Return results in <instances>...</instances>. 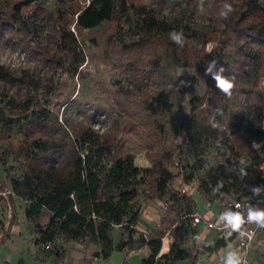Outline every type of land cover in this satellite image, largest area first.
<instances>
[{
	"label": "rangeland",
	"instance_id": "rangeland-1",
	"mask_svg": "<svg viewBox=\"0 0 264 264\" xmlns=\"http://www.w3.org/2000/svg\"><path fill=\"white\" fill-rule=\"evenodd\" d=\"M20 1L24 0H0V22L10 18L13 6ZM88 1L36 0L22 6V16L34 24V34L19 24L13 31L0 24V66L17 77L27 73L30 79L27 84L0 80V100L21 103L31 99L47 108L51 112L50 139L64 138L55 123L58 119L69 135V124L77 129L92 126L120 151L132 153L135 166L149 170L140 186L137 199L140 208L155 192L153 171L163 164L178 174L168 195L154 199L166 216L173 213V208L165 210L164 207L175 189L186 195L187 209H209L208 197L198 191L201 179L232 154L242 159L249 156L251 148L247 138L238 130L258 126L264 111V54L257 43L240 39L237 33L225 35L224 25L238 17L235 6L241 1L248 9L252 8L243 26L261 27L264 0H166L165 3L145 0L148 5L160 7L162 19L188 36L181 52L175 53L169 46L171 39L165 36H162L163 42L157 36L159 41L147 46L141 40L144 47L128 51L112 37L116 24L106 22L94 29L82 30L86 59L74 75L76 64L72 60L64 68H57L45 60V54L61 56L57 52L55 26L58 10L62 8L70 14L77 4L84 7ZM226 2L234 11L222 18L219 13ZM70 29L75 30L73 23ZM225 36L228 44L218 48L221 49L219 69L213 71L209 56L217 46H222L220 42ZM180 61H187L189 66L181 67ZM218 76L233 81L229 92L217 86ZM162 94L169 100L167 108L157 103V97ZM198 105V111L190 116L192 108ZM181 129H184V142ZM226 139L231 146L226 145ZM27 143L19 133L0 134V182L3 184L0 242L11 225L26 219L34 241L43 251L47 255H60L67 242L51 243V249L45 250L47 243L38 240L37 227L45 226L49 220L45 211L30 214L28 204L16 196L10 199L11 181L21 180L27 173L23 156ZM170 155L173 163L169 162ZM229 198L233 196H222L213 206L219 207L220 202ZM189 230L184 247L197 243V235L192 234L196 228L191 226ZM118 236L122 240L123 231L116 228L112 235L114 243ZM82 244L87 253L101 256L100 247ZM253 248L261 251L264 240H258Z\"/></svg>",
	"mask_w": 264,
	"mask_h": 264
},
{
	"label": "trees",
	"instance_id": "trees-1",
	"mask_svg": "<svg viewBox=\"0 0 264 264\" xmlns=\"http://www.w3.org/2000/svg\"><path fill=\"white\" fill-rule=\"evenodd\" d=\"M35 1H20L13 6L10 18L0 24L7 26L10 31L19 24L24 30L34 34V24L23 18L21 7L29 6ZM160 1L165 3L166 0ZM239 2L240 5L235 6L238 17L225 23L224 34L237 33L240 39L246 38L248 42L257 43L264 54V25L259 28L253 24L244 27L243 23L247 22L252 8L250 10L243 2ZM162 14L160 7L148 5L145 0H89L84 7L77 4L70 14L61 8L55 18L57 52L61 56L45 54V60L57 68H64L72 60V64H76L73 73L78 74L79 66L86 59L82 30H91L106 22L116 24L112 37L128 51L139 49L142 46L141 40H144V46H147L159 41L157 38L165 36L171 39L169 46L173 51L181 52L188 36L177 26L162 19ZM72 23L76 33L70 29ZM173 35L178 39H173ZM164 40L160 39L161 42ZM226 42L225 36L220 42L222 46H217L213 51L212 55L215 56H209L213 71L219 69L220 50L228 44ZM186 62L180 61L179 64L181 67H187L189 65ZM0 80L12 84L30 82L27 73L17 77L4 66H0ZM157 103L161 107H169V100L164 94L157 97ZM199 108L200 105L192 108L190 116ZM263 118L264 111L258 126L238 130V133L246 136L250 148L253 149H250L247 158L242 159L239 155L232 154L224 164L201 179L198 191L208 197L206 205L209 208L222 196L232 195L236 199L246 197L255 185L264 180L260 171L264 159ZM50 120L51 112L31 99L21 103L0 100V134L15 132L28 141L23 150L27 173L23 179L11 181V201L16 196L29 205L30 214L38 215L44 210L48 215L47 224L37 227L39 241L90 243L100 247L101 256H95L104 259L114 250L134 248L133 236L136 234L135 226L141 212L137 199L140 186L149 170L135 166L132 153L120 151L114 142L92 126L77 129L69 124V135L56 119L55 123L63 131L64 138L50 139ZM181 130L183 134L184 129ZM184 140L185 135L183 142ZM226 142V145H230L228 139ZM172 160L173 156L170 155L169 162L173 163ZM174 165L178 171L181 170L178 164ZM153 174L155 192L149 200L163 199L168 195L178 174L170 172L163 164H159ZM1 192L3 184L0 182ZM188 203L185 194L171 193L169 208H173L176 215V223L170 231L174 242L169 254L161 256L158 264H172L191 257L190 251L183 244L192 225L178 220L182 211L192 212L186 208ZM116 228L123 231V239L118 244H115L112 238ZM192 234L198 235L197 230H193ZM230 241L220 239L216 248ZM138 243L148 245L152 250V255L142 264H157L156 257L161 251V239H145L141 234Z\"/></svg>",
	"mask_w": 264,
	"mask_h": 264
},
{
	"label": "crops",
	"instance_id": "crops-1",
	"mask_svg": "<svg viewBox=\"0 0 264 264\" xmlns=\"http://www.w3.org/2000/svg\"><path fill=\"white\" fill-rule=\"evenodd\" d=\"M176 181L175 179L173 182ZM175 190L177 193L180 192V189ZM215 208L218 209L214 211ZM220 210L221 204L219 207L213 206L205 211L199 209L193 212L211 217ZM175 221V213L166 216L158 202L147 199L146 202H143L140 218L135 226L136 234L133 236L135 247L114 250L107 259H104L87 253L85 245L78 242H67L60 255L58 253L47 255L41 246L34 241L35 236L31 234L26 219H20L11 225L9 232L4 234L0 242V264H142L152 255V250L148 245H139L138 243L143 233L147 235L148 239H159V235H165L161 251L156 257L158 264L160 257L169 254L171 250L174 239L170 235V231L176 223ZM195 228L198 232L196 245L185 247L190 251L191 257L175 261L172 264H228L230 258L242 264L244 251L239 247L238 240L222 238L215 231L206 230L202 226ZM220 239L231 241L216 248ZM260 239L264 240V235H261L258 240ZM120 240V236H118L115 239V244H118ZM58 243L63 244L65 242L58 240ZM260 250L252 248L249 256L251 263L264 264V248Z\"/></svg>",
	"mask_w": 264,
	"mask_h": 264
},
{
	"label": "built area",
	"instance_id": "built-area-1",
	"mask_svg": "<svg viewBox=\"0 0 264 264\" xmlns=\"http://www.w3.org/2000/svg\"><path fill=\"white\" fill-rule=\"evenodd\" d=\"M75 32L74 29H72ZM264 124V123H263ZM264 126V125H263ZM264 177V159L260 165ZM11 194V193H9ZM221 210L214 216L207 217L197 212L182 211L180 222H189L193 227L202 226L206 230L215 231L222 238H235L239 247L244 251L242 264H255L249 260L250 252L261 235H264V180L255 185L253 191L246 197L229 198L221 203ZM169 204L164 209H169ZM239 216L241 223L235 226L234 218ZM143 237L148 239L143 233ZM161 238V242H164ZM51 243H47L45 250H50Z\"/></svg>",
	"mask_w": 264,
	"mask_h": 264
},
{
	"label": "clouds",
	"instance_id": "clouds-1",
	"mask_svg": "<svg viewBox=\"0 0 264 264\" xmlns=\"http://www.w3.org/2000/svg\"><path fill=\"white\" fill-rule=\"evenodd\" d=\"M234 11L233 6L229 3H225L223 8L221 9L219 15L222 18H227ZM173 39H178L177 36L173 35ZM217 86H219L224 92H229L233 87V81L229 79H225L223 77L218 76L217 78ZM235 226L238 227L241 223L240 217L237 216L234 218ZM228 264H239V262L235 259H229Z\"/></svg>",
	"mask_w": 264,
	"mask_h": 264
}]
</instances>
